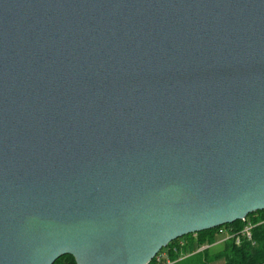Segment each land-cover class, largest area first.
<instances>
[{"label": "water", "instance_id": "1", "mask_svg": "<svg viewBox=\"0 0 264 264\" xmlns=\"http://www.w3.org/2000/svg\"><path fill=\"white\" fill-rule=\"evenodd\" d=\"M264 210V0H0V264H149Z\"/></svg>", "mask_w": 264, "mask_h": 264}, {"label": "trees", "instance_id": "2", "mask_svg": "<svg viewBox=\"0 0 264 264\" xmlns=\"http://www.w3.org/2000/svg\"><path fill=\"white\" fill-rule=\"evenodd\" d=\"M252 225V239L240 237L237 243L235 238L224 241L223 247L215 253H209L210 247L223 239L226 234L240 235L246 226ZM222 231V232H221ZM189 237V239H188ZM186 238V243L174 245L179 239ZM171 242L149 264H159L157 257L168 249L172 259L185 254L186 257L174 264H211L216 260H223L224 264H264V210L249 214L245 220H238L214 229L189 234ZM208 246L206 249H198ZM181 256V255H180ZM53 264H76L71 255L57 259Z\"/></svg>", "mask_w": 264, "mask_h": 264}, {"label": "rangeland", "instance_id": "3", "mask_svg": "<svg viewBox=\"0 0 264 264\" xmlns=\"http://www.w3.org/2000/svg\"><path fill=\"white\" fill-rule=\"evenodd\" d=\"M188 239H189V237H188ZM188 239L181 238L174 245H177V244L181 245L182 243H186V240L188 241ZM223 243H224V241H222V238L219 239L218 242H216L215 244H213L210 247V252L209 253H215L216 251L220 250L223 247ZM185 257H186L185 254H179L178 258L172 259L168 249H166V250L163 251V253H161V261L158 262V263L159 264H174V263H178L180 260L184 259ZM211 264H224V261L223 260H216V261L212 262Z\"/></svg>", "mask_w": 264, "mask_h": 264}, {"label": "built area", "instance_id": "4", "mask_svg": "<svg viewBox=\"0 0 264 264\" xmlns=\"http://www.w3.org/2000/svg\"><path fill=\"white\" fill-rule=\"evenodd\" d=\"M251 228H252V225L246 226L245 229L242 231V233L240 235H237V234H226L225 232H223L225 234V237L222 239V241H225V240L230 239V238H235L237 243H239L240 242V237L242 235L247 237L248 239H252ZM207 247L208 246L202 247V248L198 249V251L204 250ZM157 261L158 262L161 261V255H159L157 257Z\"/></svg>", "mask_w": 264, "mask_h": 264}]
</instances>
